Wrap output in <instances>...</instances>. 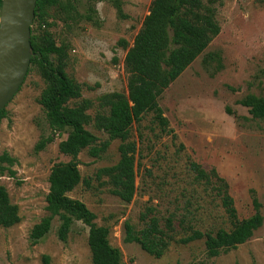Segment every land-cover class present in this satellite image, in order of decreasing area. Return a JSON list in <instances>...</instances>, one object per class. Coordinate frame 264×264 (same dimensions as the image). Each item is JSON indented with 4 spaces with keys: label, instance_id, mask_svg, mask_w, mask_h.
<instances>
[{
    "label": "rangeland",
    "instance_id": "1",
    "mask_svg": "<svg viewBox=\"0 0 264 264\" xmlns=\"http://www.w3.org/2000/svg\"><path fill=\"white\" fill-rule=\"evenodd\" d=\"M151 1L61 0L63 11H48V29L67 55L65 71L82 85L79 100L89 102L91 117L99 110L101 96L127 91L124 56ZM212 6L218 35L157 99L175 138L162 131L151 112L130 129L129 140L136 144L133 199L122 202L111 192L106 177L95 180L98 169L119 160V139L97 158L87 149L78 156L81 178H91V186L79 183L68 196L85 203L95 214L96 225L108 228V242L118 249L124 264H264V118H252L238 103L248 94L264 99V0H220ZM31 26L37 35L35 19ZM45 86L38 65L30 64L0 120V154L7 152L15 159L11 165L15 175L4 171L0 184L20 217L14 225L0 227V264H45L44 256L48 264H93L88 227L80 221H73L65 241L57 237L58 217L37 243L29 237L33 226L48 215L50 168L68 161L57 148L66 132L44 150H34L35 143L49 133L39 103ZM85 127L99 140L107 139L93 121ZM190 162L206 172L214 169L226 181L238 219L253 215V198L260 204L261 226L244 243L215 257L206 256L204 239L179 240L189 234L178 226L183 215L186 227L203 232L231 227L219 198L196 182ZM172 213L177 217L176 233L161 257L125 241V224L139 231L147 217L163 219Z\"/></svg>",
    "mask_w": 264,
    "mask_h": 264
},
{
    "label": "trees",
    "instance_id": "2",
    "mask_svg": "<svg viewBox=\"0 0 264 264\" xmlns=\"http://www.w3.org/2000/svg\"><path fill=\"white\" fill-rule=\"evenodd\" d=\"M215 2L220 0H207L206 4L202 0H152L148 14L124 56L127 91H115L101 96L99 110L91 117L87 114L89 102L79 100L82 85L65 71L66 52L62 46L56 45L48 29V11L56 8L63 11L64 5L61 0H36L34 19L38 34H33L31 26L30 64L38 65L46 83L39 103L43 108L49 133L35 143L34 150H44L55 137L66 132V137L59 141L57 148L60 154L68 157V161L55 163L50 168L46 195L48 215L31 229L29 237L32 243H37L49 232L55 217L60 220L57 237L65 241L73 221L77 220L88 227L87 244L93 264H124L120 260L118 249L108 242V228L96 225V216L85 203L68 196L79 183L85 188L91 186V178H81L78 156L82 150L87 149L91 157L97 158L107 150L112 140L119 139V160L112 166L98 169L95 180L106 177L111 192L122 202L129 203L133 199L136 192V144L129 140L130 129L151 112L153 120L162 131L175 138L173 131L167 129L168 122L157 99L218 35L220 28L215 20V7L212 6ZM120 44L126 48L123 42ZM72 101L76 102L70 104ZM238 103L248 109L252 118H264L263 98L248 94ZM5 116L6 110L3 109L0 111V120ZM91 121L97 130L107 135L106 140H99L86 129L85 126ZM14 162L15 159L7 152L1 153L0 174L6 171L13 177L15 173L11 165ZM190 168L196 182L213 191L219 198L231 227L228 230L219 228L215 232H203L186 227L187 217L183 215L178 219V226L189 234L180 238V242L204 239L206 256L215 257L248 240L262 224L257 199L252 200L253 215L238 219L226 181L214 169L206 172L195 162H190ZM19 219L17 205L10 201L6 188L0 184V227H10ZM176 219L173 213L163 219L147 217L144 227L139 231H134L130 224H125V241L136 242L143 251L159 258L174 239ZM43 260L48 264L46 256Z\"/></svg>",
    "mask_w": 264,
    "mask_h": 264
},
{
    "label": "water",
    "instance_id": "3",
    "mask_svg": "<svg viewBox=\"0 0 264 264\" xmlns=\"http://www.w3.org/2000/svg\"><path fill=\"white\" fill-rule=\"evenodd\" d=\"M36 0H2L0 8V111L23 84L30 65V27Z\"/></svg>",
    "mask_w": 264,
    "mask_h": 264
}]
</instances>
